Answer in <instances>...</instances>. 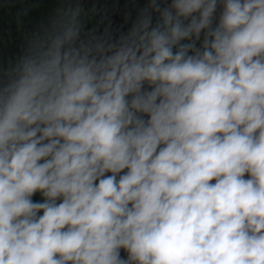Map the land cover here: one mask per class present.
I'll list each match as a JSON object with an SVG mask.
<instances>
[{
  "label": "clouds",
  "instance_id": "obj_1",
  "mask_svg": "<svg viewBox=\"0 0 264 264\" xmlns=\"http://www.w3.org/2000/svg\"><path fill=\"white\" fill-rule=\"evenodd\" d=\"M0 8V264H264V0Z\"/></svg>",
  "mask_w": 264,
  "mask_h": 264
},
{
  "label": "rangeland",
  "instance_id": "obj_2",
  "mask_svg": "<svg viewBox=\"0 0 264 264\" xmlns=\"http://www.w3.org/2000/svg\"><path fill=\"white\" fill-rule=\"evenodd\" d=\"M0 2H2V0H0ZM54 5L52 4H46L44 5L45 8H51ZM14 13V10H8V9H2L0 8V25L4 26L5 30L3 33L4 39L7 41L8 40V33H9V29L10 27L12 28V31L14 32V25H10L9 21L12 18V15ZM36 15L37 14H33V21L36 19ZM13 45L9 44L8 47V51L12 50Z\"/></svg>",
  "mask_w": 264,
  "mask_h": 264
},
{
  "label": "trees",
  "instance_id": "obj_3",
  "mask_svg": "<svg viewBox=\"0 0 264 264\" xmlns=\"http://www.w3.org/2000/svg\"><path fill=\"white\" fill-rule=\"evenodd\" d=\"M0 33H3V26L0 25Z\"/></svg>",
  "mask_w": 264,
  "mask_h": 264
},
{
  "label": "crops",
  "instance_id": "obj_4",
  "mask_svg": "<svg viewBox=\"0 0 264 264\" xmlns=\"http://www.w3.org/2000/svg\"><path fill=\"white\" fill-rule=\"evenodd\" d=\"M4 30H5V28H4V26H3V32H4Z\"/></svg>",
  "mask_w": 264,
  "mask_h": 264
}]
</instances>
